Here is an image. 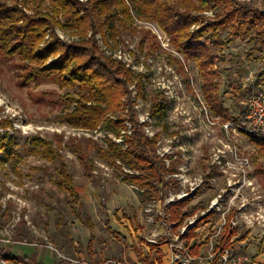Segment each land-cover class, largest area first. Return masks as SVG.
Here are the masks:
<instances>
[{"label": "rangeland", "instance_id": "obj_1", "mask_svg": "<svg viewBox=\"0 0 264 264\" xmlns=\"http://www.w3.org/2000/svg\"><path fill=\"white\" fill-rule=\"evenodd\" d=\"M237 2L246 3L253 10L264 11V0ZM215 12L197 16L210 21ZM202 25L199 22L192 30ZM58 31L66 42L75 39L68 32ZM121 32L117 42L109 41L112 43L108 45L116 48L130 44L134 49L132 68L124 66L133 74L129 85L133 100L128 104L129 108L133 107L139 124L143 119L147 121L145 126L141 124L142 129L160 132L164 137L181 131L187 136L191 127L200 129L201 106L197 96L216 116L206 100L204 81L196 61L178 54L171 41L172 51L163 49L161 42L146 28L134 24L129 31ZM255 38L252 33L233 38L229 30L219 33L218 37L210 36L211 54L217 58L213 66L217 75L213 81L220 85L219 94L224 106L234 117L243 110L242 102L249 97L243 96L244 90L255 87L254 93L264 91V46ZM26 74L17 57L7 58L0 52V134H8L13 139L14 152L12 158L5 162L0 151V258L2 252H18L21 257L32 258L18 264H109L110 261L141 264L133 249L136 247L143 258L158 260L162 253L143 243V240L151 239L154 229L145 220L149 197L127 183L121 171L97 154L95 146L107 149L108 139L114 141L116 135L103 129L102 124L95 129L68 124L65 117L74 109L75 103H68L66 97H76L77 90L61 89L51 79L26 82ZM133 85L140 88L137 95L132 90ZM125 100L122 99L117 112L106 118L112 121L126 119L122 114ZM155 103L167 107L164 117H150ZM6 124L11 126L3 127ZM38 138L50 142L54 148L61 144L59 155L79 188L85 215L95 224L93 233L75 218L68 194L57 186L59 162H49L42 156L35 141ZM186 141L190 140L186 137ZM210 143L203 138V133L196 132L191 139V175L208 173ZM240 145L242 153L251 159L253 177L264 206V152L246 138ZM218 185L197 194L190 204H181L177 208L189 215L201 213L223 188L220 177ZM250 202L255 205L249 206V213L255 215L259 201L252 196ZM220 222L221 216L213 214L194 233L197 239L192 245L203 243L200 255L204 258L196 264H207L211 243L215 242L207 240V237L210 232L218 230ZM92 235L91 254L88 243ZM244 235L247 239L236 246L235 251L247 254L261 264L264 228L256 225L250 230L244 229L237 233L236 238ZM156 240L164 242L160 237ZM257 258L260 261H255Z\"/></svg>", "mask_w": 264, "mask_h": 264}, {"label": "trees", "instance_id": "obj_2", "mask_svg": "<svg viewBox=\"0 0 264 264\" xmlns=\"http://www.w3.org/2000/svg\"><path fill=\"white\" fill-rule=\"evenodd\" d=\"M210 9H214L213 13L216 11L210 21L204 16H197L212 11ZM134 15L156 22L170 37L178 54L197 62L211 111L224 119L233 118L219 94L220 85L213 81L217 75L213 69L217 58L211 54L210 36L218 37L226 30L233 38L252 33L256 41L264 46V11L253 10L250 5L238 3L237 0H0V52L7 58L17 57L23 63V69L28 73L26 82L51 79L61 89L77 90L76 97H66L68 103H75L74 109L65 117L68 124L84 129H95L102 124L103 129L120 136L124 122L129 118L133 133L124 136L123 145H127V149L111 139H108L107 149L98 145L95 148L102 160L122 172L127 183L153 195L156 188L165 187L164 176L167 173L155 150L159 135L153 139L145 135L133 107H130L126 119L112 121L106 118L120 109L122 99L127 100L125 106L132 102L129 85L133 74L122 62L104 56L96 39L101 34L107 44L109 41L117 42L121 31H129L134 26ZM199 22L203 25L192 30ZM58 30L68 32L75 39L66 42L59 36ZM254 89L244 90L243 96H250ZM166 109V106L155 103L152 116L164 117ZM245 115L246 111L242 110L235 118H244ZM9 126L11 124L3 127ZM12 141L8 134H0V151L5 162L13 156ZM35 141L46 160L59 162L57 186L68 194L75 218L93 233L95 224L85 215L79 188L59 155L61 144L54 148L43 139ZM250 141L264 152V134L250 135ZM124 167L135 173L125 172ZM185 217L186 214L180 215L178 208L172 212L173 220L181 222ZM235 235L228 226H224L220 246L235 248L247 238L244 235L230 243ZM93 243L94 235L88 243L90 252ZM202 245L193 246L191 252L199 254ZM149 246L157 249L154 244ZM133 249L139 263L155 264L151 258H143L136 247ZM1 255L13 264L32 260L5 252ZM212 264L219 263L214 261Z\"/></svg>", "mask_w": 264, "mask_h": 264}, {"label": "built area", "instance_id": "obj_3", "mask_svg": "<svg viewBox=\"0 0 264 264\" xmlns=\"http://www.w3.org/2000/svg\"><path fill=\"white\" fill-rule=\"evenodd\" d=\"M243 1L251 2V0ZM212 13L208 12V14ZM134 24L139 28L148 29L161 42L163 49L172 51L170 39L164 34L158 24L153 21L140 19L135 15ZM58 34L62 39H65L59 31ZM96 39L98 46L106 56L122 62L128 68H132L131 58L132 50L134 49L130 47V44V46L127 44L126 46L118 45V47L112 48L106 43L101 34H98ZM114 44L116 45V43ZM132 90L134 94H138L136 85H133ZM197 97L201 106L199 111L200 129L191 127L187 136L181 131L180 134H174L171 137H164L160 132L155 133L148 129H143L145 135L150 139L159 135L155 150L164 169L167 171L164 176L165 187L156 188L153 191V195L133 185L140 193L149 197L150 200L146 208L145 220L147 225L154 229L151 239L147 238L145 244L148 247H150L149 244H154L157 249L167 246L169 264H196L204 260V258L200 255V252L197 255L191 252V248L196 245V243L192 245L196 237H190L196 233L202 222L211 215L218 214L221 216V224L218 230H214L213 233L210 232L207 237V240L215 241L211 243L212 246L206 258L207 264H212L214 261H218L219 264H254V260L249 255L239 253L235 251V248L225 245L220 246L219 239L224 226H228L236 234L244 229L250 230L256 225L264 228L262 196L259 194V189L253 177L251 159L242 153L240 145L243 138L250 140V135L264 134V91L253 92L242 102L246 115L240 119L235 117L222 119L221 117L213 116L201 98ZM123 111L124 113L122 114L127 118L130 111L129 105L125 106ZM150 117L153 118L152 115ZM110 118L114 117L110 115ZM190 119L192 118L190 117ZM140 122L144 126L147 123L144 119ZM196 132L198 134L203 133V138L207 142H211L210 145H212L208 160L209 170L205 175H191L192 148L190 147V141L195 137ZM132 133L133 124L127 118L125 128L121 130V135L115 136L113 139L116 143L123 145L124 136ZM186 137L190 140L186 141L188 144L185 142ZM123 147L124 149L128 148L127 145H123ZM118 164L121 165V162L118 161ZM124 171L131 174L135 173L125 167ZM218 177L222 179L223 188H220L219 192L211 199L208 208L199 214L185 217L181 222L172 219V212L177 209L178 205L186 201H188L186 204L188 205L200 192L207 188L219 186ZM252 196L254 200L259 201L256 203L257 211L255 215L249 213V206L255 205L250 202ZM158 237L162 238L164 242H158L156 240ZM188 243L189 245L187 246ZM0 264H8V261L0 258ZM84 264L93 263L85 262ZM109 264L118 263L110 261ZM261 264H264V258Z\"/></svg>", "mask_w": 264, "mask_h": 264}, {"label": "crops", "instance_id": "obj_4", "mask_svg": "<svg viewBox=\"0 0 264 264\" xmlns=\"http://www.w3.org/2000/svg\"><path fill=\"white\" fill-rule=\"evenodd\" d=\"M179 213H180V215L181 216H183V215H185L186 214V216H189V214L188 213H185V212H182V210L180 209L179 210ZM236 234V233H235ZM237 235V234H236ZM236 235L231 239V241H235L236 239H238V238H236ZM194 237H196V235L194 234ZM197 239V238H196ZM247 239V238H246ZM245 239V240H246ZM244 240V241H245ZM243 241V242H244ZM242 243V242H241ZM240 243V244H241ZM20 244H22V243H20ZM145 244V243H144ZM199 244H203V243H201V242H199L198 244H196V246L197 245H199ZM202 247H203V245H202ZM201 247V248H202ZM150 248V247H149ZM201 248H200V250H199V252L201 251ZM16 249V248H15ZM151 250H155V251H157V252H160V253H162V256H166L164 259H162L163 257L162 256H160V258L158 259V260H154L153 259V261L155 262V264H166L167 263V261L169 260V252H168V248H167V246H162L161 248H158V249H152V248H150ZM17 254H13L12 253V255H14V256H20L19 255V253L18 252H16ZM162 257V258H161ZM2 258V257H1ZM255 261H260L259 260V258H257ZM260 262H262V260L260 261ZM258 263V262H257ZM256 262L254 263V264H257ZM9 264V263H8ZM13 264V263H12Z\"/></svg>", "mask_w": 264, "mask_h": 264}]
</instances>
